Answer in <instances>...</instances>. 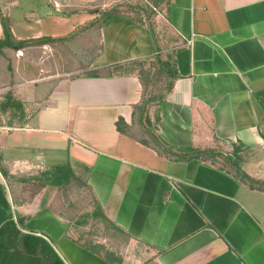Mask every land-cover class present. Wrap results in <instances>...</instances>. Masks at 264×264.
<instances>
[{
    "label": "crops",
    "instance_id": "crops-1",
    "mask_svg": "<svg viewBox=\"0 0 264 264\" xmlns=\"http://www.w3.org/2000/svg\"><path fill=\"white\" fill-rule=\"evenodd\" d=\"M166 3L167 29L176 36L169 50L122 14L96 26L95 53L82 42L77 65L64 74L43 77L41 49L49 42L41 33H12L24 44L0 50L11 57L0 60L11 64L0 71L11 68L22 80L18 97L24 112L32 111L19 125H0V228L12 218L21 234L49 243L63 264H144L124 255L138 246L146 249V264H264V188H250L218 164L159 154L133 116L142 101L139 76L125 71L153 62L157 49L177 78L163 101L147 108L151 135L177 153L235 147L242 172L264 183V0ZM79 62L87 74L74 76ZM118 119L125 134L115 128ZM57 169H69L64 186H80L81 199L93 201L125 237L119 253L79 241L73 217L47 212L41 191L23 201L13 186L15 176ZM94 246L97 254L86 249ZM0 264L41 260L0 250Z\"/></svg>",
    "mask_w": 264,
    "mask_h": 264
},
{
    "label": "rangeland",
    "instance_id": "rangeland-1",
    "mask_svg": "<svg viewBox=\"0 0 264 264\" xmlns=\"http://www.w3.org/2000/svg\"><path fill=\"white\" fill-rule=\"evenodd\" d=\"M156 1L0 0V13L7 20L12 33L25 36L41 33L42 39H50V42L41 49L43 66L46 68L43 72V77H47L55 72L64 74V72H67L66 70L63 71L66 66L73 65L75 67L78 55L82 50V42L84 41L86 50H89V54L93 55L96 51V26L106 22L109 17L111 18L118 14H122L133 21L141 20L142 25L139 26L146 32H151L152 39L155 40V44L158 45L161 51L173 48L176 43V36L167 29L166 15L168 4L166 0ZM155 3L158 4L156 5ZM86 50L84 51L86 52ZM169 52H162L161 58L168 57L170 61ZM31 56L33 55L31 54ZM71 58L74 61L69 65L66 64ZM10 59V56L0 55V60L7 61ZM7 63L9 62L7 61ZM7 63H3L0 67L4 69L11 67V64L7 65ZM83 64L79 62V67L75 68V70H81V73H75L74 76L87 74L83 70ZM57 67H59L58 70ZM125 69L126 72L135 73L138 76L141 75L149 79L145 92L146 99L163 93L161 89H163L166 82L158 75V66L155 60L150 63L145 62L143 66L138 63L132 64ZM22 84V80L11 68L10 71H0L1 126L19 125L24 121V117L32 113L28 108L24 112L25 109H23L21 99L18 97V90ZM5 130L8 131L7 128ZM221 150L224 151L226 149L222 148ZM219 165L221 166V164ZM49 174L50 172L43 171L35 175L15 176L13 179L16 183L13 186L23 201H30L32 195L41 191L43 193L42 203L44 206L48 205L46 207L47 212H55L61 218L73 217L74 234L79 241L85 242V244L89 241L100 242L106 245L107 249L114 253H119L120 249L125 246V237L115 232L106 223L97 212V207L93 204V201L81 199L83 194L80 192V186L74 185V192L64 185L57 186V195L54 196L50 181L47 180ZM51 196H53L51 204H48L49 201L47 200ZM87 205L89 209L85 211ZM70 213L74 216H68ZM145 254L146 249L143 246H138L137 249L132 251L128 249L124 253L125 256L130 257L132 255L138 262L146 264ZM128 263L132 264L130 261Z\"/></svg>",
    "mask_w": 264,
    "mask_h": 264
},
{
    "label": "trees",
    "instance_id": "trees-1",
    "mask_svg": "<svg viewBox=\"0 0 264 264\" xmlns=\"http://www.w3.org/2000/svg\"><path fill=\"white\" fill-rule=\"evenodd\" d=\"M161 1L162 0H157L156 2ZM155 4L157 5L158 3ZM134 22L138 25H142L141 20ZM0 27L3 35L2 40H0V50L2 48L18 50L24 44L23 42H17L14 40L12 32L10 31V28L8 26V22L1 15V13ZM41 41L50 42V39L45 38ZM136 63L142 66L145 64L143 62H135L133 64ZM155 63L158 66V75H160L162 80L166 82L163 89H161L163 93L158 96H153L146 99L145 92L147 89V84L149 83V79L140 75L139 81L143 90L142 101L139 106L135 107V111L133 113V116L138 117L139 124L144 126V129L146 130L145 135L147 139L154 144V149L159 152V154L161 153L172 157L175 161L203 160L209 162L211 165L221 164L220 168L222 170H224L227 174H230L238 181L247 183L250 188H264V183L256 182L250 179L244 172H242L239 165L240 159L238 156V150L235 147H233L232 152L230 153L212 149L193 151L190 153H177L172 149L166 147L164 144L160 143L158 139L151 135L152 133L148 129V127H150V124L147 120L146 115L147 108L151 104L161 103L163 101L165 93H167L171 89L172 81L177 78L174 66H171L166 61H162L160 59V56L158 55L157 49L155 50ZM115 128L119 133L125 134L127 126L122 119H118V121L115 123ZM149 141L142 140L140 142L144 146H149ZM71 176L72 174L69 169H57L56 172L49 174V178L47 180L50 181L51 186H61L67 185ZM86 249L94 254H97L96 251L99 248L94 246L87 247ZM100 249L105 251L103 247H101ZM0 250H12L14 252L36 256L40 258L41 264H63V262L60 260L49 243H47L42 238L35 237L33 235L21 234L12 218L0 228ZM113 257L114 255L112 253L105 251L103 259L107 262H112L111 258Z\"/></svg>",
    "mask_w": 264,
    "mask_h": 264
}]
</instances>
